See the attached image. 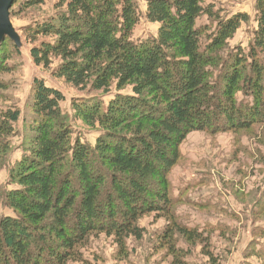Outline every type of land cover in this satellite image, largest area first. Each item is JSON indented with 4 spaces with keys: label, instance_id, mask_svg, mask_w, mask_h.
<instances>
[{
    "label": "trees",
    "instance_id": "16d2710c",
    "mask_svg": "<svg viewBox=\"0 0 264 264\" xmlns=\"http://www.w3.org/2000/svg\"><path fill=\"white\" fill-rule=\"evenodd\" d=\"M146 1L156 36L135 38L136 0H55L53 15L25 27L34 64L77 93L72 110L100 136L95 145L83 143L64 113L63 92L34 79L30 146L11 170L12 190L0 187V209L13 212L0 215V264H90L82 249L93 238L113 236L124 252L129 239L143 238L140 221L152 214L169 221L158 242L173 264H187L177 257L176 236L206 239L204 253L213 259L211 236L201 238L177 216L169 176L191 133L264 129V0L255 1L254 18L221 16L204 0ZM46 2L15 0L11 17ZM204 16L210 26L200 24ZM252 20L249 46H231ZM10 45L21 50L10 38L2 42L0 91L7 89L1 75L11 70ZM130 88L104 105L102 98ZM21 114L0 111V165Z\"/></svg>",
    "mask_w": 264,
    "mask_h": 264
},
{
    "label": "rangeland",
    "instance_id": "374dc122",
    "mask_svg": "<svg viewBox=\"0 0 264 264\" xmlns=\"http://www.w3.org/2000/svg\"><path fill=\"white\" fill-rule=\"evenodd\" d=\"M136 1L141 19L135 30V38L156 36L159 25L150 23L145 18L147 1ZM255 1L204 0V4L213 6L221 16L240 12L254 18ZM54 2L55 0H47L45 5L28 11L25 16L18 14L11 17L12 25L20 38L21 50L17 53L11 45L7 48V65L11 70L1 75L7 89L0 91V111L15 108L22 114L10 139L12 151L0 165V187L4 191H10L14 187L9 185L11 170L17 166L30 146L29 136L32 133L29 125L32 114L29 108L35 78H43L48 86L63 92L64 113L68 114L74 134L83 143L95 145L100 136L98 128L87 126L72 110L71 101L78 96L77 93L63 81L51 77L48 71L37 67L31 58L32 43L27 40L25 27L53 15ZM200 24L210 26L211 21L204 16ZM256 27L253 20L249 24L243 23L231 40V46L246 49ZM118 93L128 95L132 91L131 88L121 92L114 91L112 95L102 98L104 105L114 100ZM181 153V160L169 176L171 194L177 198L175 212L183 224L198 231L201 238L211 236V239L208 238L207 249L212 253L213 259L210 260L204 253L206 239L186 243L179 236H176V248L181 253L177 251V257L187 264H264V256L261 255L264 253V213L257 218L251 215L254 210L260 213L262 206L264 207V129L254 128L250 132H227L213 136L194 132L182 144ZM256 201L258 203L254 205ZM202 202L205 207L198 205ZM0 215H13V212L1 208ZM168 223L164 217L148 215L140 221V226L145 230L143 238L139 241L129 239L126 251L119 252L114 237L104 233L99 238H93L89 248L82 249V252L90 264H173L174 256L166 251V247L160 248L158 242V234L165 231ZM210 227L218 230L208 231Z\"/></svg>",
    "mask_w": 264,
    "mask_h": 264
},
{
    "label": "water",
    "instance_id": "95a60500",
    "mask_svg": "<svg viewBox=\"0 0 264 264\" xmlns=\"http://www.w3.org/2000/svg\"><path fill=\"white\" fill-rule=\"evenodd\" d=\"M15 0H0V47L6 38L20 46V38L11 22V9Z\"/></svg>",
    "mask_w": 264,
    "mask_h": 264
}]
</instances>
